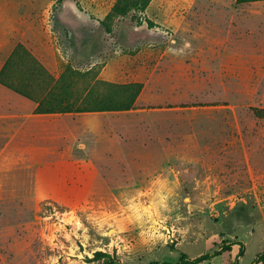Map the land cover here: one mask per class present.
Wrapping results in <instances>:
<instances>
[{"label":"rangeland","instance_id":"obj_1","mask_svg":"<svg viewBox=\"0 0 264 264\" xmlns=\"http://www.w3.org/2000/svg\"><path fill=\"white\" fill-rule=\"evenodd\" d=\"M25 1L76 91H104L97 79L143 88L125 125L110 122L104 152L26 173V190L0 199V264H105L97 251L176 262L235 239L239 264H264L253 263L264 252V0H151L139 22L135 10L107 20L112 31L118 0ZM239 250L196 264H235Z\"/></svg>","mask_w":264,"mask_h":264},{"label":"crops","instance_id":"obj_2","mask_svg":"<svg viewBox=\"0 0 264 264\" xmlns=\"http://www.w3.org/2000/svg\"><path fill=\"white\" fill-rule=\"evenodd\" d=\"M17 2L14 10L3 9L0 2V199L12 197L15 184L22 183L26 190V173L40 175L47 166L73 165L80 150L104 152L110 124H124L133 111L39 112L40 102L62 74L57 65L65 57L45 28L46 19L38 26V7ZM73 14L79 16V9ZM19 44L30 52L26 59L12 57ZM29 57L42 69L29 68Z\"/></svg>","mask_w":264,"mask_h":264},{"label":"trees","instance_id":"obj_3","mask_svg":"<svg viewBox=\"0 0 264 264\" xmlns=\"http://www.w3.org/2000/svg\"><path fill=\"white\" fill-rule=\"evenodd\" d=\"M256 0H237L238 3L250 2ZM151 0H118L111 11L106 16L105 23L108 25V30L112 31L107 20H111L115 15H126L132 10V19L139 22L140 16L138 12H143L148 7ZM150 22V21H149ZM23 52L18 53L20 50ZM28 51V50H27ZM26 48L19 44L14 55L25 54ZM75 72L71 71V66H67L64 72L60 75L55 87L49 92V95L40 102L37 110L39 112H93V111H111V110H130L135 107L136 99L142 91L143 84L140 82H129L116 84L103 80H96L94 86L103 85L106 87L104 91H94L92 88L87 93L82 90L76 91L74 89L76 81L71 78ZM88 73H81L85 77ZM19 90L17 87H14ZM21 92V91H20ZM27 94V93H26ZM29 95V94H28ZM234 245H239L240 250L235 259V264H239V256L245 252V241L243 239L229 240L219 249L213 252H207L197 257H190L187 253H182L179 260L176 262L170 261H152L150 264H196L206 259L220 254L222 251L231 248ZM264 252L259 253L254 259L253 263L261 260ZM96 256L99 259L106 258L105 264H124L110 253L104 251H97Z\"/></svg>","mask_w":264,"mask_h":264}]
</instances>
